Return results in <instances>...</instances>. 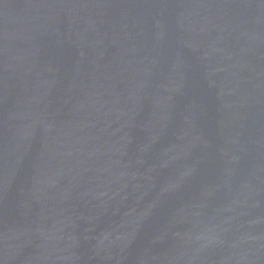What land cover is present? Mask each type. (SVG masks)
<instances>
[{
	"label": "water",
	"instance_id": "1",
	"mask_svg": "<svg viewBox=\"0 0 264 264\" xmlns=\"http://www.w3.org/2000/svg\"><path fill=\"white\" fill-rule=\"evenodd\" d=\"M0 264H264V0H0Z\"/></svg>",
	"mask_w": 264,
	"mask_h": 264
}]
</instances>
